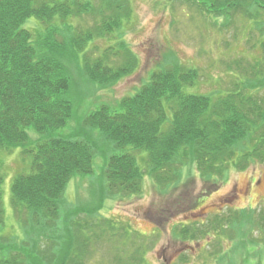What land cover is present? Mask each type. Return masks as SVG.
<instances>
[{
  "label": "trees",
  "instance_id": "obj_1",
  "mask_svg": "<svg viewBox=\"0 0 264 264\" xmlns=\"http://www.w3.org/2000/svg\"><path fill=\"white\" fill-rule=\"evenodd\" d=\"M185 3L212 19L224 18L222 27L236 15L252 21L261 35L263 56L254 63L234 60L237 75L231 86L208 94L185 90L199 79L196 69L169 63L150 71L144 84L116 104L102 103L91 110L69 132L38 139L26 148L27 128L46 132L66 124L71 115L72 101L63 96L71 85L65 63L76 62V51L84 52V75L99 86L113 85L134 71L138 58L122 35L102 49L96 50L94 43L88 45L122 27L129 1L0 0V147L8 151L24 147L22 153L31 157L30 170L20 172V168L11 180V205L24 216L20 233L4 242L0 239V264H85L87 255L93 254L89 246L102 241L114 252L113 264H147L138 250L149 236L121 222L103 217L101 225L95 221L98 217L93 214L106 198H115V193L139 194L145 176L159 188L172 187L180 183L182 167L192 164L207 180L222 177L229 167L246 169L250 162H264V103L256 88L264 87V67L260 65H264V0ZM83 12L99 17L100 22L76 29L71 20ZM31 17L35 30L24 26ZM93 129H98L99 138ZM99 139L120 150L103 158L101 179L91 195L94 204L78 202L66 218L59 219L68 182L92 173L96 151L103 153ZM127 145L145 151L141 154L143 166L134 153L124 149ZM2 181L0 171V225ZM80 214H84L83 222ZM77 215L78 220L70 218ZM234 215L226 217L225 224ZM223 220L215 215L200 225H184L178 238L203 237L211 233L207 225L220 226ZM51 224L54 231L48 227ZM45 230L52 234L49 239ZM217 233L221 231H214ZM102 236L107 240H101ZM93 237L99 241L93 243ZM44 240H48L45 245Z\"/></svg>",
  "mask_w": 264,
  "mask_h": 264
},
{
  "label": "rangeland",
  "instance_id": "obj_2",
  "mask_svg": "<svg viewBox=\"0 0 264 264\" xmlns=\"http://www.w3.org/2000/svg\"><path fill=\"white\" fill-rule=\"evenodd\" d=\"M128 1L129 12L127 19H122V27L108 37L96 38L88 45L94 43L96 50L102 49L122 35L138 58L134 71L113 85L99 86L84 75L81 65L84 52L76 51V62L65 63L71 85L63 96L72 101L71 115L66 124L46 132L27 128L26 148L33 147L38 139L69 132L91 110L102 103L116 104L123 95L132 94L144 84L150 71L169 63H181L196 69L199 79L192 87H185V90L208 94L221 87L231 86L232 79H236L237 75L234 60L243 58L242 63H254V60L263 56L259 45V29L241 15L234 16L227 27H222L220 23L224 18H213V21L209 14L196 10L185 0ZM100 20L83 12L71 22L76 29H87ZM24 26L35 30V18L27 19ZM261 82L264 83V80ZM252 84L256 86L254 81ZM256 88L260 90L258 94L264 103V87ZM98 134V129H93V135L99 138ZM98 143L103 153L96 151L92 173L70 179L63 193L65 203L60 206L59 219L66 218L78 202L87 206L94 204L91 195L101 179L103 158L120 150L110 143L104 144L101 139ZM23 148L16 147L8 151L0 147V171L3 176L2 242L21 232L20 220L24 214L14 211L11 205L10 184L15 171L20 168V172L30 170L31 157L22 153ZM124 149L134 153L142 165L141 154L145 155L144 150H135L131 145ZM197 168L194 164L182 167L180 183L165 189L159 188L151 178L145 176L139 194L121 196L115 193V198H106L98 213L93 214L98 217L95 221L99 223L103 217L128 224L130 229L149 236L144 241L147 249L143 243L138 250L139 257H143L147 264H264V162H250L246 169L229 167L222 177L216 175L207 180L199 176ZM233 213L235 215L229 219V224H225V218ZM215 215L224 220L220 226L207 225L211 233L190 240L178 238L177 233L182 226L200 225L208 219H214ZM79 217L80 222H83L84 214ZM70 218L78 220V215ZM211 226L216 228L211 230ZM48 227L54 231L52 224ZM217 230L221 233L214 234ZM86 232L91 234V229ZM45 235L47 239L52 236L46 230ZM102 237L101 240H107L106 236ZM91 241L95 243L99 239L93 237ZM47 243L48 240H44V245ZM89 248L93 254L87 255L85 264L115 263L113 257L111 259L114 252L108 251L107 242L102 241ZM132 252L133 249L130 254Z\"/></svg>",
  "mask_w": 264,
  "mask_h": 264
}]
</instances>
